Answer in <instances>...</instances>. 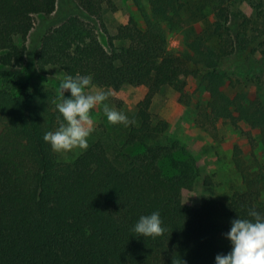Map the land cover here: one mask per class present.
<instances>
[{"label": "trees", "instance_id": "16d2710c", "mask_svg": "<svg viewBox=\"0 0 264 264\" xmlns=\"http://www.w3.org/2000/svg\"><path fill=\"white\" fill-rule=\"evenodd\" d=\"M146 1L143 29L130 18L108 36L103 17L118 12L113 0H0V81L26 64L30 37L39 76L55 67L77 88L140 89L139 126L125 146L144 147L110 157L94 141L72 162H59L53 148L68 125L61 108L76 116L84 101L29 82L14 95L0 91V264H264V165L242 173L244 190L228 201L204 197L193 208L181 201L193 169L163 175L158 162L168 149L145 144L167 128L151 124L153 97L170 88L183 101L191 76L210 95L204 119L244 122L259 132L264 151V104L222 89L252 58H264V2ZM166 29L184 33L190 52L169 51ZM218 235L228 238L225 249Z\"/></svg>", "mask_w": 264, "mask_h": 264}, {"label": "rangeland", "instance_id": "374dc122", "mask_svg": "<svg viewBox=\"0 0 264 264\" xmlns=\"http://www.w3.org/2000/svg\"><path fill=\"white\" fill-rule=\"evenodd\" d=\"M113 1L118 12H108L103 17L108 36H114L117 27L130 18L139 28H144L145 20L151 16L146 0H140L138 4L132 0ZM39 21L40 18L35 17L34 28ZM162 26L166 28L165 24ZM105 31L101 28L97 30L104 47ZM166 32L169 51L190 52L184 33L168 29ZM247 33L250 34L251 30L248 29ZM26 46V64L13 69L15 79L0 81V91L14 95L21 84L29 82L50 89L59 98L76 95L86 104V110L76 116L61 108L68 125L61 133V141L53 148L59 162H72L94 141H100L110 157L116 153L135 155L143 151V145L138 142L125 146L131 128L139 126L135 106L143 99L140 89L125 85L118 93H112L97 87L77 88L67 84L64 75L55 67H48L47 73L39 76L30 61L36 44L29 37ZM242 70L229 75L230 78L222 86L224 93L229 97L242 94L247 101L258 98L264 104V58L255 56L249 61L248 68ZM205 86L206 83L199 78L190 76L186 79L183 101L180 102V95L170 88L156 94L149 107L151 124L157 126L163 122L167 128L158 137L145 141L147 146L168 149V154L158 162L163 175H175L184 166L193 169L196 177L192 189L181 192L182 203L193 208H198L204 197L228 201L234 193L244 190L242 173L252 174L264 165V151L257 130L250 129L242 121H236L234 127L229 120L221 119L213 125L204 119L202 114L210 99ZM236 149L240 151L239 168L234 162ZM215 243L219 249H225L229 240L224 235H218Z\"/></svg>", "mask_w": 264, "mask_h": 264}]
</instances>
